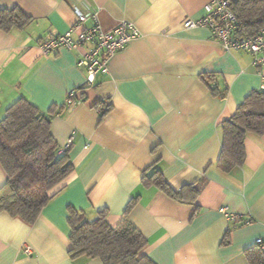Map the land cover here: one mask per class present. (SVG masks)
Instances as JSON below:
<instances>
[{
  "label": "crops",
  "instance_id": "1",
  "mask_svg": "<svg viewBox=\"0 0 264 264\" xmlns=\"http://www.w3.org/2000/svg\"><path fill=\"white\" fill-rule=\"evenodd\" d=\"M209 1L0 0L30 17L0 28V120L25 96L51 115L60 148L72 139L74 166L33 223L0 210V264H103L70 256L68 208L89 219L107 210L116 226L133 198L127 217L157 264H252L248 252L264 237V134H247L242 165L224 171L217 161L223 121L262 90V75L249 51L226 50L208 27L184 25L203 17ZM77 11L87 26L95 17L105 30L129 20L141 32L111 55L94 85L79 63L90 45L41 48L78 21ZM71 89L82 101L67 105ZM104 99L111 109L101 114ZM155 169L180 198L145 180ZM7 179L0 162V189ZM225 206L242 219H230Z\"/></svg>",
  "mask_w": 264,
  "mask_h": 264
},
{
  "label": "trees",
  "instance_id": "2",
  "mask_svg": "<svg viewBox=\"0 0 264 264\" xmlns=\"http://www.w3.org/2000/svg\"><path fill=\"white\" fill-rule=\"evenodd\" d=\"M232 4L240 20L237 32L254 36L264 28V0H232ZM29 21L30 17L20 10L0 8V28L4 30L25 26ZM105 106L101 114L111 109V103ZM51 122V115L25 96L11 103L0 120V162L8 175L0 189V210L29 223L36 221L74 170L69 147L60 152L62 148L51 132ZM222 127L223 144L217 163L222 170L230 171L246 159L247 134H264V89L249 94L236 112L223 121ZM145 178L167 194L180 198L160 170L145 174ZM193 189L197 194L200 187ZM135 200H130L124 218L116 226L108 222L107 210L89 219L83 210L69 207L70 256L99 258L103 264H157L145 252L147 238L127 217ZM248 255L252 264H264V245L256 244Z\"/></svg>",
  "mask_w": 264,
  "mask_h": 264
},
{
  "label": "built area",
  "instance_id": "3",
  "mask_svg": "<svg viewBox=\"0 0 264 264\" xmlns=\"http://www.w3.org/2000/svg\"><path fill=\"white\" fill-rule=\"evenodd\" d=\"M206 14L199 19H187L184 22L186 27H208L212 35L226 50H246L252 54V63L258 67L262 75L261 88L264 89V28L254 36L242 35L237 32L240 25L235 11L233 10L232 0H211L206 6ZM78 21L66 32L46 38L41 43L42 51L48 53L60 46L78 50L84 44L90 45L88 50L82 54L80 64L86 68L87 82L94 85L96 77L100 73H107L108 61L113 53L124 48L130 40L138 37L141 32L134 22L129 20L121 21L115 28L105 30L101 23L96 19L87 26L86 17L81 11H77ZM82 101L78 89H71L66 96V104L73 105ZM109 104V99L102 100L101 106L97 107L102 113L105 105ZM72 142L69 140L67 149ZM221 211L230 219H242V215L229 210L227 206ZM256 244L264 245V237L256 239Z\"/></svg>",
  "mask_w": 264,
  "mask_h": 264
},
{
  "label": "rangeland",
  "instance_id": "4",
  "mask_svg": "<svg viewBox=\"0 0 264 264\" xmlns=\"http://www.w3.org/2000/svg\"><path fill=\"white\" fill-rule=\"evenodd\" d=\"M4 117V116H3Z\"/></svg>",
  "mask_w": 264,
  "mask_h": 264
}]
</instances>
